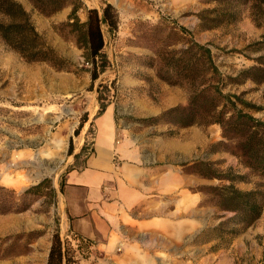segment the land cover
I'll return each mask as SVG.
<instances>
[{"label":"rangeland","instance_id":"rangeland-1","mask_svg":"<svg viewBox=\"0 0 264 264\" xmlns=\"http://www.w3.org/2000/svg\"><path fill=\"white\" fill-rule=\"evenodd\" d=\"M18 1L46 41L76 66H71V71L47 62H28L0 35V183L22 193L45 180L40 193L31 195L33 204L27 211L0 214V264H46L53 233L58 230L63 238L70 236L62 221V185L65 173L81 166L84 157L74 163L68 161V143L59 138L62 127L67 128L63 135L68 138L97 102L98 112L113 102L123 138L125 127L138 132L147 126L141 118L187 104L192 89L198 90L204 83V58L199 48H195V66H187L192 41L212 48L224 91L240 94L262 107L245 109L264 119V82L232 78L264 55V12L259 8L264 0L255 1V7L245 0H111L121 11L119 30L112 34L104 28L102 71L93 85L83 51L63 25L68 16L59 20L71 7L45 16L29 0ZM82 1L101 8L106 0ZM213 8L222 14L234 10L237 14L234 19L224 16L215 27H204L208 23L201 21L200 13ZM79 13L86 18L85 10ZM0 21L9 19L0 12ZM155 134L158 138L170 134L176 150L187 152L178 162L194 161L186 167L190 186L183 193L176 192L169 207H174L180 217L189 215L192 226L201 227V231L192 234L188 246L176 241L175 246L141 247L126 255L120 247L99 258L90 253L93 259H83L82 264H264V212L238 236L233 237L227 229L221 239L212 227L234 212L218 206L211 187L228 184L229 180L207 178L203 184L202 176H194L198 170L250 173L227 149L229 146L221 143V126L201 123L180 128L160 123L157 129L153 125ZM147 137L144 135L142 141ZM194 148L197 154L200 149V158L190 154ZM251 178L252 182L236 185L251 189L259 179ZM15 182L21 184L15 186ZM128 255L137 260H127Z\"/></svg>","mask_w":264,"mask_h":264},{"label":"trees","instance_id":"trees-1","mask_svg":"<svg viewBox=\"0 0 264 264\" xmlns=\"http://www.w3.org/2000/svg\"><path fill=\"white\" fill-rule=\"evenodd\" d=\"M29 1L45 16H52L65 7H71L63 25L73 35L75 44L82 49L84 62L88 65L86 70L91 75L93 85L102 71L103 62L101 63L100 56L106 45L104 27H107L112 34H116L119 30L120 12L118 8L108 0L104 1L101 8L86 6L82 0ZM206 1L217 2L219 0ZM255 1L257 0H245V2H252L254 7L257 5ZM259 8L264 12V6H259ZM81 10L86 11L85 19L80 16ZM0 12L9 19L8 22L0 21V35L26 61L47 62L58 67L59 70L74 71L71 66H76V63L64 57L46 41L22 2L0 0ZM211 14L213 17L209 18L208 15ZM236 14V10L222 14L219 9L213 8L203 10L200 13V19L208 23L204 27L210 28L217 26L221 20L223 21L224 16L227 19H234ZM180 28L186 30L184 26ZM195 48L201 50L204 58L202 88L192 89L187 104H179L154 116L141 118L140 122L147 126L166 123L180 128L201 123H217L221 126L223 136L221 143L229 146L227 149L238 157L250 173L232 170L221 173L198 170L197 174L206 178L229 180L228 184L212 186L211 189L216 191L218 206L234 214L221 220L212 229L220 233L221 239L225 238L227 229H230L232 236L236 237L242 230L253 225L264 212V119L245 109L260 110L262 107L245 100L240 94L224 91V83L220 78L221 71L215 63L212 48L208 44L192 41V45L187 50L191 53L187 61L188 69H193L195 66ZM240 77L245 80L264 82V55H260L253 65L244 68L232 78L240 80ZM104 109L105 106H102L100 112ZM87 119L88 114L86 113L75 128V135L80 134ZM73 152L74 144L71 138L68 153L72 155ZM251 175L259 178L254 181L251 189H242L236 185V182H252ZM44 184L45 180L19 193L15 188L0 183V214L27 211L33 204L31 195L39 194ZM204 232L205 230L201 233ZM92 245L93 241L90 238L78 232L73 231L70 236L63 238L57 230L52 235L46 264H82L83 259L89 258Z\"/></svg>","mask_w":264,"mask_h":264},{"label":"crops","instance_id":"crops-1","mask_svg":"<svg viewBox=\"0 0 264 264\" xmlns=\"http://www.w3.org/2000/svg\"><path fill=\"white\" fill-rule=\"evenodd\" d=\"M110 2L121 17L119 5ZM67 16L68 10L59 20ZM98 109L97 102L87 113L80 134L70 131L65 138L67 128L61 129L59 138L68 143V149L73 138L74 152L68 161L74 163L84 157L81 166L65 173L61 191L65 228L70 234L74 231L90 238L91 254L98 258L104 252L115 253L120 247L126 255L141 247L175 246L176 241L188 246L192 234L199 233L201 227H193L189 215L180 217L169 203L176 192L183 193L190 186L186 167L194 161L178 162L187 152L176 150L175 141L168 134L161 138L152 135L153 125L138 132L125 127L121 138L115 104L107 103L101 112ZM144 135L148 136L146 142L142 141ZM165 143L166 148L162 149ZM198 152L194 148L190 154L200 158V149ZM194 176L201 179L200 175ZM202 182L206 184L207 178L202 177ZM20 184L15 182V186ZM91 256L88 261L93 259ZM130 258L137 260L132 256L127 260Z\"/></svg>","mask_w":264,"mask_h":264}]
</instances>
